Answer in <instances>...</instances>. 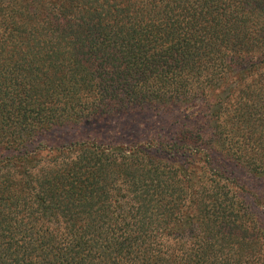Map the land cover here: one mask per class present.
<instances>
[{
	"label": "trees",
	"instance_id": "1",
	"mask_svg": "<svg viewBox=\"0 0 264 264\" xmlns=\"http://www.w3.org/2000/svg\"><path fill=\"white\" fill-rule=\"evenodd\" d=\"M229 165L264 178V0H0V264H264Z\"/></svg>",
	"mask_w": 264,
	"mask_h": 264
},
{
	"label": "rangeland",
	"instance_id": "2",
	"mask_svg": "<svg viewBox=\"0 0 264 264\" xmlns=\"http://www.w3.org/2000/svg\"><path fill=\"white\" fill-rule=\"evenodd\" d=\"M158 118H159L158 116L157 118L153 117L152 119L141 118L140 121H143V123H145V125L140 124V127H139V129L141 130L139 134V137L141 140L144 139L143 133H142L144 129L153 130L155 132L156 137L158 138L168 139L170 137L169 133H171L174 129V125L169 120L170 118L163 117L157 120ZM157 121L159 122L157 123ZM119 131H120L119 128L117 129L106 128V131H104L105 136L101 137V135L100 136L98 135V133H101V128L99 127L96 130V127H91V128H87L84 134H81V131L78 136H74V134L71 133V135L68 138H62L60 141L62 143H65L68 141H72L73 139H75V137L80 138L84 136H89L88 133H93L90 136L91 138H94L101 143L108 144V143H111L110 139L111 138L113 139L116 133H119ZM120 135H122L121 132H120ZM49 139L52 140V142H55L54 137L49 136ZM126 141H123V142H126ZM226 170L229 172L230 177L244 190L245 195L243 196L247 198L249 202L255 201V203H257L260 197L264 198V178H261L258 175L251 174L246 168H243L240 165L238 166L229 165L228 168H226ZM262 203L260 205H257L260 211L263 210L260 207Z\"/></svg>",
	"mask_w": 264,
	"mask_h": 264
}]
</instances>
